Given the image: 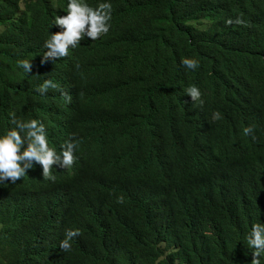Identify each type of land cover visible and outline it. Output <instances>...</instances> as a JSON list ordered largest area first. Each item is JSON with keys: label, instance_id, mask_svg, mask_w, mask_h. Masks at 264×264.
I'll use <instances>...</instances> for the list:
<instances>
[{"label": "trees", "instance_id": "trees-1", "mask_svg": "<svg viewBox=\"0 0 264 264\" xmlns=\"http://www.w3.org/2000/svg\"><path fill=\"white\" fill-rule=\"evenodd\" d=\"M83 2L112 5L109 32L77 45L64 72L78 78L93 50L86 142L73 175L46 182L33 172L0 195L7 245L0 244V255L7 252L10 264H238V217L264 194V108L263 121H244L264 92V0ZM67 4L0 0V136L13 126V113L36 117L42 99L39 73L17 64L41 51V38L21 37L26 22L37 11L52 21ZM173 35L185 45L181 55L199 61L197 69L174 60ZM239 61L249 71L246 93L225 98L223 82H233ZM117 68L118 119L97 107ZM178 84L207 94L199 108L187 104L183 118L172 120ZM196 111L207 115L200 127L191 125ZM214 111L222 118L213 121ZM66 229L80 235L62 252Z\"/></svg>", "mask_w": 264, "mask_h": 264}, {"label": "clouds", "instance_id": "clouds-1", "mask_svg": "<svg viewBox=\"0 0 264 264\" xmlns=\"http://www.w3.org/2000/svg\"><path fill=\"white\" fill-rule=\"evenodd\" d=\"M83 1L68 0L67 8L64 6L53 16L52 21L47 19L43 12H35L21 33L26 42L41 38L39 46L41 51L35 53V60L30 62L22 59L17 61V64L27 74L31 70L39 73L40 85L36 91L42 95V99L36 117L16 118L13 113L11 118L13 126L0 136V195L12 193L14 187L33 172L46 182H56L74 174L77 153L86 142L84 98L90 88L89 63L93 50L89 59L81 63L78 78L66 77L64 72L75 62L74 48L83 42L93 43L106 35L110 30L112 18L110 2L98 3L93 8ZM235 22L242 23L239 18ZM226 23L232 24L233 21L229 19ZM171 44L176 49L175 61L181 62L188 70L199 67V61L191 58L193 55H181V51L185 52L183 48L185 45L178 37L173 35ZM236 65L233 82L230 85L227 80L223 82L225 98L230 93V98L239 99L245 92L249 75L247 64L239 61ZM121 70L122 68L114 69L97 94L99 111L117 119L120 103L115 96L117 83L115 75ZM177 86L180 87L178 99L172 97L174 106L167 114V118L172 120L183 118L187 104L199 108L207 94L196 86L185 84ZM242 87L244 91L240 92ZM263 108L264 92L261 91L249 108L244 121L247 119L263 121ZM196 113L198 114L191 125L200 127L205 123L207 115L203 111ZM221 118L219 111L213 112V121ZM252 132L251 126L244 129L245 135ZM260 198L261 202L252 205L244 215L238 217L239 227L236 230L242 231L241 239H237L239 246L235 252L238 264H264V194H260ZM13 210L12 206L10 217L14 214ZM79 235V229H66L59 249L62 252L70 251L72 247L70 241ZM3 242L4 239L0 238V244L7 246ZM5 253L7 252L0 255V264H10Z\"/></svg>", "mask_w": 264, "mask_h": 264}]
</instances>
